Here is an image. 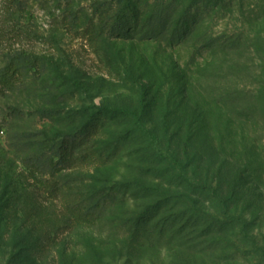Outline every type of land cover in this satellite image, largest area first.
Wrapping results in <instances>:
<instances>
[{"label": "rangeland", "instance_id": "obj_1", "mask_svg": "<svg viewBox=\"0 0 264 264\" xmlns=\"http://www.w3.org/2000/svg\"><path fill=\"white\" fill-rule=\"evenodd\" d=\"M92 2L0 0V70L37 58L0 84V264H264V0H124L99 37ZM92 114L54 199L28 160Z\"/></svg>", "mask_w": 264, "mask_h": 264}, {"label": "trees", "instance_id": "obj_2", "mask_svg": "<svg viewBox=\"0 0 264 264\" xmlns=\"http://www.w3.org/2000/svg\"><path fill=\"white\" fill-rule=\"evenodd\" d=\"M123 1L93 0L91 5L92 16L97 20V23L94 30L91 31L92 36L93 34L95 37L103 36L106 32L104 29L106 30L110 18L117 17V21L114 22L115 28L121 20L124 21L126 19V11L117 9ZM12 3H15V6L10 11V16L13 17L15 7H18L22 11L23 3L21 1H12ZM124 29V26L119 27L118 31L120 32ZM32 59L37 60V58L23 54H16L12 57L7 65L0 70L1 86L8 90L12 89L18 82L16 78H19V75H21V70L27 68ZM101 127L100 120L96 119V116L92 114L89 116L88 123L81 132L74 135L61 136L59 142L51 149L50 155L46 159H44L43 155H39L28 160L33 178L37 179L38 176H48L43 188L50 189L48 192H51L54 199L59 197L61 191V185L57 182L59 174L75 168L79 163L91 165L96 161L93 152L90 150L94 138L100 135ZM96 210L82 209L80 205H76L70 212L78 221L88 222L89 218L94 217Z\"/></svg>", "mask_w": 264, "mask_h": 264}]
</instances>
